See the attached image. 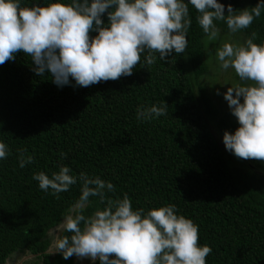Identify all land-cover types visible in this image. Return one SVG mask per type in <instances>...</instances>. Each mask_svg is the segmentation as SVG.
Returning a JSON list of instances; mask_svg holds the SVG:
<instances>
[{
  "label": "trees",
  "instance_id": "obj_1",
  "mask_svg": "<svg viewBox=\"0 0 264 264\" xmlns=\"http://www.w3.org/2000/svg\"><path fill=\"white\" fill-rule=\"evenodd\" d=\"M33 2L21 0L22 6ZM219 2L239 11L258 0ZM189 8L185 53L173 52L170 63L157 59L149 69L138 65L131 76L116 81L74 87L73 80L58 87L50 75L36 76L23 53L0 65V141L10 149L0 160V264L14 254H32L35 264H73L74 256L65 260L46 252L47 233L78 199L81 184L56 198L33 179L39 171L50 176L61 164L73 175L86 172L111 181L114 195L126 193L134 209L175 204L178 214L198 226L200 244L212 248L207 264H264V162L246 160L245 169L225 162L223 134L239 125L229 107L219 110L200 82L209 71L205 34L197 12ZM103 19L107 22L106 14ZM218 26L228 33L223 22ZM253 31L254 42L264 43V11L237 34L246 41ZM237 81L234 73L231 83ZM163 101L166 116L137 120L138 107ZM21 149L35 163L21 168ZM90 199L86 215L104 207L97 197Z\"/></svg>",
  "mask_w": 264,
  "mask_h": 264
},
{
  "label": "clouds",
  "instance_id": "obj_2",
  "mask_svg": "<svg viewBox=\"0 0 264 264\" xmlns=\"http://www.w3.org/2000/svg\"><path fill=\"white\" fill-rule=\"evenodd\" d=\"M189 5L197 12L206 51L221 38L218 22L232 36L250 28L264 11V0L239 11L219 0H36L31 6L0 0V65L23 53L31 58L36 76L50 75L58 87L73 80L74 87L116 81L131 76L138 65L149 69L157 59L170 63L173 52L185 53L192 24ZM256 38L253 31L243 43L227 39L215 49V57L219 70L232 69L238 77L231 84L219 83L229 85L223 96L239 125L234 133L225 130V148L239 159L264 162V43H255ZM167 108L165 101L138 107L137 120L166 116ZM26 153L18 150L21 168L35 163ZM9 155V146L0 141V160ZM66 155L61 153V159ZM33 179L56 198L81 184L78 199L49 233V255L98 259L100 264H207L213 251L200 244L198 226L178 214L175 204L134 209L126 193L114 195L111 181L86 172L73 175L64 164L50 176L36 172ZM91 197L104 207L86 215Z\"/></svg>",
  "mask_w": 264,
  "mask_h": 264
},
{
  "label": "rangeland",
  "instance_id": "obj_3",
  "mask_svg": "<svg viewBox=\"0 0 264 264\" xmlns=\"http://www.w3.org/2000/svg\"><path fill=\"white\" fill-rule=\"evenodd\" d=\"M205 38L203 39V44H205ZM227 39L235 40L240 43L244 42L241 36L237 33L232 36H229L228 33H221L220 40L211 44L207 50V61L209 64V71L206 74V76H203L200 79V82L205 85L208 93L211 95L213 101L218 106L220 111L228 107V103L224 99L223 93L226 92L229 85L228 84L221 85L219 83L228 82L229 84H231L233 80V76H234V71L232 69H229L227 72H223L219 70V64L215 57V49L219 47L220 44L223 43ZM217 89H219L220 94H217ZM222 149H223L225 162L230 168L231 167L232 168L234 167L244 168V169L247 168L246 164L248 162L246 160L237 158L235 155L227 151L224 143H222ZM52 229H50L47 233L49 237H50L49 233L51 232ZM10 257L11 258L6 260L8 264H35L34 262H31L32 256L24 257V255L21 256V255L14 254ZM92 262L93 261L88 258L78 259L76 256H74V260H73V264H91Z\"/></svg>",
  "mask_w": 264,
  "mask_h": 264
},
{
  "label": "water",
  "instance_id": "obj_4",
  "mask_svg": "<svg viewBox=\"0 0 264 264\" xmlns=\"http://www.w3.org/2000/svg\"><path fill=\"white\" fill-rule=\"evenodd\" d=\"M49 248H50V245L48 246V248L46 249V252H49L48 250H49ZM30 257V256H33L32 254H29V255H24V257ZM2 264H8V262L7 261H4Z\"/></svg>",
  "mask_w": 264,
  "mask_h": 264
},
{
  "label": "flooded vegetation",
  "instance_id": "obj_5",
  "mask_svg": "<svg viewBox=\"0 0 264 264\" xmlns=\"http://www.w3.org/2000/svg\"><path fill=\"white\" fill-rule=\"evenodd\" d=\"M27 255H29V254H27Z\"/></svg>",
  "mask_w": 264,
  "mask_h": 264
}]
</instances>
